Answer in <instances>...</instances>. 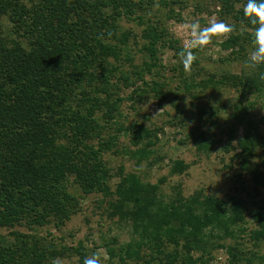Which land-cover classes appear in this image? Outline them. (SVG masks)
Here are the masks:
<instances>
[{
  "label": "trees",
  "instance_id": "trees-1",
  "mask_svg": "<svg viewBox=\"0 0 264 264\" xmlns=\"http://www.w3.org/2000/svg\"><path fill=\"white\" fill-rule=\"evenodd\" d=\"M186 2L0 0V264H53L69 252L84 264V242L67 248L50 232L34 233L62 230L81 212L75 190L84 198L102 195L109 219L130 229L127 244L113 239L105 245V264H212L221 250L229 257L224 264L249 262L237 245H226L247 233L242 200L182 193L165 200L159 185L143 183L124 167L114 175L104 161L105 154L118 155L119 134L128 130L119 121L121 87L148 86L151 77L152 89L162 94L156 80L166 69L162 48H174L159 13ZM217 2L220 20L235 29L220 48L230 52L227 61H240L253 47L255 28L244 16L246 0ZM124 22L136 23L138 31ZM182 83L186 92L224 86L264 99V80L250 71ZM198 112L202 122L213 116ZM255 132V123L248 121L238 143L244 163L256 156ZM129 136L133 150L128 153L140 164L152 154V134L135 125ZM191 137L198 150H212L214 141ZM183 168L175 162L171 174ZM258 173L252 174L258 178ZM114 178L118 183L112 188ZM251 223L250 239L264 243V198L251 212Z\"/></svg>",
  "mask_w": 264,
  "mask_h": 264
},
{
  "label": "rangeland",
  "instance_id": "rangeland-1",
  "mask_svg": "<svg viewBox=\"0 0 264 264\" xmlns=\"http://www.w3.org/2000/svg\"><path fill=\"white\" fill-rule=\"evenodd\" d=\"M239 7L241 8L240 5ZM219 12L217 0H187L185 4H172L161 9L159 17L167 28L174 48H162L161 59L166 69L159 71L156 79L163 87L161 91L163 95H167V99L162 100V94H157L152 89L151 77L146 79L148 86L141 82H137L134 88L118 84L121 87L118 95L124 99L119 121L128 130L119 134L116 149L118 155L105 154L104 161L114 175L120 167H124L126 173L137 175L143 183L159 185L160 197L165 200L172 199L177 193H182L186 198L203 194L225 202L231 198L242 200L247 208V224L244 226L247 233L240 234L237 241L228 240L226 245H237L236 248L242 254L250 257L249 262L242 264H264V243H253L248 233L254 229L251 212L264 198V186H257L260 175H264V99L224 86L186 92L182 83L187 81L188 84H198L209 76H214L217 81L225 75L249 72L244 68L243 61L252 48L240 61L229 62L227 56L230 52L220 48L221 42L226 39L216 42L215 38L202 50L191 49L196 60L191 70L185 71L179 53L184 50L191 37L184 25L193 20H198L201 26H207L210 21L222 22ZM224 24L230 25V21ZM124 25H133L138 31L136 23L124 22ZM138 86L139 97L134 93ZM200 109L207 111L208 117L209 114L213 116H204L202 122L198 112ZM102 117V114L98 115L100 121ZM248 121L255 123L258 148L256 156L249 163H244L238 143L243 139ZM135 125L144 126L152 134V154L140 164L128 153L133 150L129 133ZM230 135H233L232 140ZM191 136L200 141H204L203 138L207 142L214 141L212 150H198ZM175 162H181L184 168L172 175ZM254 169L259 171L258 178L252 174ZM117 183L118 179L114 178L110 185L115 188ZM72 192L81 200V212L62 230L47 227L34 233L45 237L50 232L57 242H62L61 245L67 248L80 241L84 242L88 248V257L98 254L101 264H105L109 261L105 245L113 239H118L119 246L127 244L132 240L130 229L109 219L102 195L92 194L84 198L80 191ZM21 230L29 233L26 229ZM7 233L8 231H3V234ZM214 256L212 264H224L229 259L226 250L218 251ZM59 262L77 264L78 257L69 252Z\"/></svg>",
  "mask_w": 264,
  "mask_h": 264
},
{
  "label": "clouds",
  "instance_id": "clouds-1",
  "mask_svg": "<svg viewBox=\"0 0 264 264\" xmlns=\"http://www.w3.org/2000/svg\"><path fill=\"white\" fill-rule=\"evenodd\" d=\"M243 12L250 23L255 26L252 37L253 47L243 61V65L247 71L259 73V78L264 80V71H261L264 69V0H246ZM184 27L191 37L184 50L179 53L186 72L191 70L196 60V55L191 49L202 50L213 42L214 38L216 42H219L221 39L228 38L235 31L232 26L215 21H210L207 26H201L198 20H193L191 23L185 24ZM53 264H60V262L56 260ZM84 264H101L99 255L94 253L84 260Z\"/></svg>",
  "mask_w": 264,
  "mask_h": 264
}]
</instances>
